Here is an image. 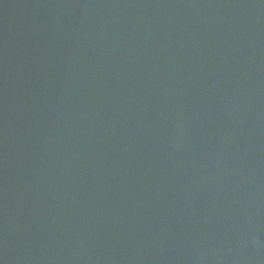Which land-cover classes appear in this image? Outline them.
I'll return each instance as SVG.
<instances>
[{
    "label": "water",
    "instance_id": "95a60500",
    "mask_svg": "<svg viewBox=\"0 0 264 264\" xmlns=\"http://www.w3.org/2000/svg\"><path fill=\"white\" fill-rule=\"evenodd\" d=\"M0 264H264V0H0Z\"/></svg>",
    "mask_w": 264,
    "mask_h": 264
}]
</instances>
